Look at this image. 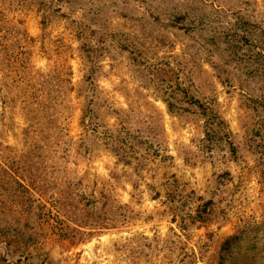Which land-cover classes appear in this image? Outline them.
Segmentation results:
<instances>
[{
  "label": "rangeland",
  "instance_id": "374dc122",
  "mask_svg": "<svg viewBox=\"0 0 264 264\" xmlns=\"http://www.w3.org/2000/svg\"><path fill=\"white\" fill-rule=\"evenodd\" d=\"M237 16L252 47L208 55L202 36ZM262 43L264 0H0V264H217L226 237L264 222ZM178 84L227 139L207 146ZM167 179L184 219L215 195L223 219L183 229Z\"/></svg>",
  "mask_w": 264,
  "mask_h": 264
},
{
  "label": "trees",
  "instance_id": "16d2710c",
  "mask_svg": "<svg viewBox=\"0 0 264 264\" xmlns=\"http://www.w3.org/2000/svg\"><path fill=\"white\" fill-rule=\"evenodd\" d=\"M176 18L180 21L179 16H176ZM211 18L212 17L209 16L204 17L205 21H210L212 20ZM223 18H225V16ZM205 21H201L202 23L200 22V25H202L203 28ZM255 28V24H253L251 20L242 16H237L234 24L227 28V32L221 33V37L217 36L216 33L210 35L207 34L206 36L203 35L202 40L204 42V46H202V49H205L208 55H212L214 54V49L219 47V41L222 40L224 45L228 44V50L230 49V51H232L236 56H239L240 50L243 51V47H252L251 36L252 33H254ZM261 46L262 48L259 52H256L255 50L251 52V58L255 64H258L255 69V74H259L264 77V44L262 43ZM91 63L94 64V62ZM207 63L218 72L217 66L213 64L212 60H209ZM90 70L89 76L83 83L84 89L88 93L90 88H92L95 83L93 82L92 76L96 74L98 69L91 68ZM92 72H94L93 75ZM178 85L182 97L189 101L190 104L194 105L204 116L205 122L202 128L207 146L211 148L216 143L227 139L229 134L226 132V124L224 120H222L215 112L214 108L202 100L190 96L187 92L183 91L180 84ZM81 89L83 91V86H81ZM163 103L166 105L168 111L172 113L175 109L174 104L167 99L163 100ZM95 104L96 100L94 98H91L90 95L85 96V108L83 110L84 117L94 111ZM229 150L231 153H235V148L231 143L229 144ZM233 153L231 155H233ZM167 180L169 188L165 193V205L172 213L175 221L180 219V221L183 222V229L189 225L209 227L210 225L218 221L220 222L223 219V216L220 215L216 209L219 200L216 198L217 195L209 200L196 197V201H198V203L195 208H192L187 219H184L183 216H180L179 211L183 208L185 209L186 204H188V197H184V195L178 196L176 193L169 190L173 187V184H171L170 179ZM172 182H175L177 187V182ZM160 197V194H156L154 199L159 200ZM72 204V213L75 215L77 212L75 206L76 203L72 202ZM99 209L101 208L97 203H88L86 209L88 212L86 213L87 215L90 214L100 220L102 213L98 214L97 211H99ZM217 264H264V222L259 224H247L234 234L226 237L221 244Z\"/></svg>",
  "mask_w": 264,
  "mask_h": 264
}]
</instances>
